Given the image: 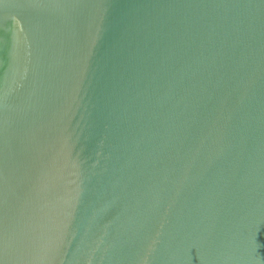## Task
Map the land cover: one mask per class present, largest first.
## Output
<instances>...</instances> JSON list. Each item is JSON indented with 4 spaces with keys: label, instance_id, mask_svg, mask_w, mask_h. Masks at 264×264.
<instances>
[{
    "label": "water",
    "instance_id": "95a60500",
    "mask_svg": "<svg viewBox=\"0 0 264 264\" xmlns=\"http://www.w3.org/2000/svg\"><path fill=\"white\" fill-rule=\"evenodd\" d=\"M0 264H264V0H0Z\"/></svg>",
    "mask_w": 264,
    "mask_h": 264
}]
</instances>
